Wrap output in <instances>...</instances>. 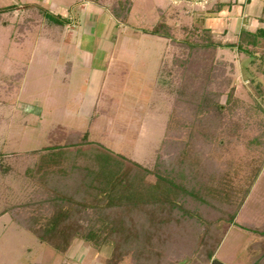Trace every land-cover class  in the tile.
<instances>
[{"label":"rangeland","instance_id":"rangeland-1","mask_svg":"<svg viewBox=\"0 0 264 264\" xmlns=\"http://www.w3.org/2000/svg\"><path fill=\"white\" fill-rule=\"evenodd\" d=\"M82 5L79 0H0V213L28 197L34 185L25 170L57 125L88 131L90 139L146 165L164 137L174 99L172 72L164 63H171L179 47L152 33L157 15L151 8L142 17L134 14L130 24L114 26L91 18ZM26 6L44 11L47 18L26 23ZM185 19L179 24L168 20L174 26L173 41L186 37L189 31L183 26L203 29L198 21ZM213 38L221 43L216 59L225 63L236 87L237 106L223 117L218 138L223 142L211 154L244 176L250 171L245 165L264 156V147L249 142L261 131L264 117L257 107H264V46L252 56L238 50L235 41ZM238 213L209 264H252L249 246L260 237L241 225L264 223V164ZM84 245L105 260L112 246L97 250ZM0 247L24 263L41 252L55 263L63 257L17 225L8 212L0 215Z\"/></svg>","mask_w":264,"mask_h":264},{"label":"trees","instance_id":"trees-1","mask_svg":"<svg viewBox=\"0 0 264 264\" xmlns=\"http://www.w3.org/2000/svg\"><path fill=\"white\" fill-rule=\"evenodd\" d=\"M33 6H26V23L47 18ZM129 9L130 1L122 2L114 13L126 21ZM182 28L189 32L179 41H173L174 26L165 17L152 28L180 50L170 64L164 63L172 72L174 99L151 165L90 139L88 131L57 125L25 170L34 185L28 197L0 215L8 212L17 225L61 253L77 238L97 250L111 243L106 264L126 258L128 264L210 263L235 224L264 156L245 165L250 171L243 176L211 154L223 142L218 140L223 117L236 111V87L226 75L225 63L216 59L221 43L211 31ZM236 46L255 55V49L264 46V29H242ZM261 56L264 59V53ZM257 107L264 115V107ZM259 122L262 129L249 142L264 147V117ZM1 160L0 155V167ZM241 227L260 237L249 250L252 264H264V223Z\"/></svg>","mask_w":264,"mask_h":264},{"label":"crops","instance_id":"crops-1","mask_svg":"<svg viewBox=\"0 0 264 264\" xmlns=\"http://www.w3.org/2000/svg\"><path fill=\"white\" fill-rule=\"evenodd\" d=\"M83 3L82 9L91 18L100 20L101 23L117 25L118 23L130 24L129 21L134 14L144 16L146 10L156 13L155 25L161 17H165L167 23L174 18L178 24L187 22L201 23L203 28L209 29L218 39L237 43L242 29L254 33L259 28L264 29V0H79ZM130 1V9L126 21L117 18L114 9H117L122 2ZM86 4V5H85ZM52 7L59 9V5L52 3ZM144 12V13H143ZM77 22L79 18H74ZM193 20V21H192ZM153 25V26H154ZM153 28V27H152ZM71 35V32L68 31ZM153 33V32H152ZM154 34V33H153ZM69 35V36H70ZM158 38H161L158 35ZM67 43L70 39L67 37ZM125 65L124 60L118 61ZM240 212V211H239ZM239 214V213H238ZM237 214V215H238ZM84 241L75 239L68 250L62 253L60 262L55 263L46 259L45 253L41 252L37 257L25 263L16 253L3 250L0 256V264H106L104 255H96L86 247ZM28 249V248H27ZM122 264V263H121Z\"/></svg>","mask_w":264,"mask_h":264}]
</instances>
